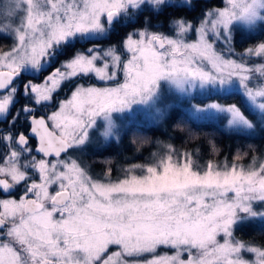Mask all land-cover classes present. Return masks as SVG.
I'll use <instances>...</instances> for the list:
<instances>
[{"label": "snow or ice", "instance_id": "snow-or-ice-1", "mask_svg": "<svg viewBox=\"0 0 264 264\" xmlns=\"http://www.w3.org/2000/svg\"><path fill=\"white\" fill-rule=\"evenodd\" d=\"M145 7L193 5L0 0V38L12 41L0 48V264H264V244L234 235L264 223V154L238 163L254 146L201 163L199 149L157 141L148 162L118 167L115 177L112 167L90 174L82 159L90 144L119 142L117 114L162 118L165 88L239 94V105L193 104L191 114L222 117L228 130L264 129V39L235 48L238 28L248 39L262 34L264 0H223L171 20L170 33L143 17L117 44L93 43Z\"/></svg>", "mask_w": 264, "mask_h": 264}, {"label": "trees", "instance_id": "trees-1", "mask_svg": "<svg viewBox=\"0 0 264 264\" xmlns=\"http://www.w3.org/2000/svg\"><path fill=\"white\" fill-rule=\"evenodd\" d=\"M210 6L212 5H205L203 8H200L198 14H201L204 9ZM179 11L182 10L175 9V12ZM257 30L262 34L256 36L255 39L246 38L250 35L249 32L243 30L236 31L235 48L239 50L264 39V25H260ZM0 43L7 42L5 39L0 38ZM214 98L221 100L220 96ZM235 101L240 104L239 100L235 99ZM178 124L180 125L179 127H177ZM143 130L141 132L145 138L141 144L138 141L133 143V140L128 138L124 143L115 145L116 147L112 149L111 157L113 163L117 162L118 165H125L136 160L138 157L143 158L142 155L146 150L150 151L152 149L153 151L156 148L157 141L170 143L182 151L188 150L195 152L199 149L201 163H205L209 159L222 162L225 157L229 161H232L238 148L243 151L249 145L254 146L256 149V152H250V155H261L264 151V129L261 130L260 128L256 134L227 131L215 122H197L179 108L173 109L165 117L162 125L153 124ZM135 131L136 133L142 134L137 129ZM209 141L215 143L219 149L218 154L211 151ZM234 234L245 241L254 242L257 245L264 244V223L252 221L243 224L235 230Z\"/></svg>", "mask_w": 264, "mask_h": 264}, {"label": "rangeland", "instance_id": "rangeland-1", "mask_svg": "<svg viewBox=\"0 0 264 264\" xmlns=\"http://www.w3.org/2000/svg\"><path fill=\"white\" fill-rule=\"evenodd\" d=\"M222 6H223V0H221L220 4L213 5L210 7H222ZM199 16H200V14H196L195 17H199ZM178 18H180V17H178ZM173 19H176V18H172L169 21H167L166 25L162 26L160 28H157V31H163L165 33H170L171 32L170 21ZM188 20H192V19H188ZM259 26L260 25H258V28H259ZM238 30H243L245 32H248V30H246L242 27L238 28L236 31H238ZM5 41L7 43H0V48H6L8 45H10L12 43V41L10 39H5ZM246 47H248V46H246ZM246 47H243L242 49H239V50L236 49V50L238 52H240V51H243L244 48H246ZM256 62L259 63L260 61L257 60ZM216 96H220L221 100L215 99L214 97H216ZM225 96L226 95H224V94L215 93V92L205 91V92L201 93L199 91H195L192 93L191 97H188V96H182V95L175 93V92H169L167 90V88H165L163 90L162 96H161V98L157 104V107L164 111V115L162 118L157 117L154 110H152V111H137L134 114H124V115L117 114L116 123L122 129L121 138H120L118 143L119 144L124 143L126 140H128V138L131 140H134V138H136V137H139L140 139L143 140L145 137L141 131H144L143 130L144 128H146L147 126H151L153 124L162 125L164 123L165 117L175 108L181 109L191 119H193L197 122H202V121L215 122V123L219 124L223 129H225L227 131H233V130H228L225 128L226 120H224L222 117L204 116L200 119H196L191 114L193 104H198L200 106H203L204 104L211 103V102L231 104V103H237L235 101V99L239 100L240 103L243 100V97H241L239 94H228L227 97H225ZM260 128L261 127L258 124L257 128L254 131H252V132H241V133H245V134L254 133V134H256ZM135 129L140 131L142 134L136 133ZM261 130H262V128H261ZM233 132H238V131H233ZM139 142L140 141L138 140V143ZM116 143H117V141L115 140V138H113L112 140H110L106 143L105 142L93 143L87 147L86 154L82 157V159H84L88 162V164L90 166V174H102L104 171H106V169L108 167H112V169H113L112 175H113V177H115L118 174L117 173L118 167H127L128 165L133 164V163H146V162H148L149 158L151 157V154L153 152L157 151V147H158V145H157L153 151H152V149H150V151L146 150L145 153L142 155L143 158L138 157L136 160H134L130 163H127L125 165H122V164L118 165L117 162L113 163V161H112L111 165H106L105 163H103V161H105L107 159L112 160V158H111L112 157V149L116 147L115 145H119L118 143L117 144ZM140 144H141V142H140ZM180 151H182V150H180ZM243 151H248V148H246ZM262 154H264V151L262 152ZM138 155H140V153H138ZM257 156H260V155H257ZM251 157H252V154L250 155V153H249V155L247 157H244L238 163L245 164V165L249 164L252 162ZM256 221H259V220H256ZM235 237L241 241H245L241 238H238L236 235H235ZM161 251H163V249Z\"/></svg>", "mask_w": 264, "mask_h": 264}, {"label": "flooded vegetation", "instance_id": "flooded-vegetation-1", "mask_svg": "<svg viewBox=\"0 0 264 264\" xmlns=\"http://www.w3.org/2000/svg\"><path fill=\"white\" fill-rule=\"evenodd\" d=\"M193 7H185L181 9L182 11L175 12L174 8L164 7L159 11H153L150 7H145L142 10V15L137 17L133 21H129L128 24L121 23L116 28H114L107 37L99 41H94L93 43H101L104 46L110 44H117L122 40L124 35L133 30V28H142L143 27V17H149L151 21V30L157 31V28L165 26L167 21L172 18L184 17L187 19H193L196 14L199 13V9L203 8L205 5H218L221 0H191ZM205 10V9H204ZM92 44L88 42H77L76 48H87L91 47ZM63 59V57H61ZM31 78L26 76L25 79ZM19 107V105H17ZM117 144V143H116Z\"/></svg>", "mask_w": 264, "mask_h": 264}]
</instances>
